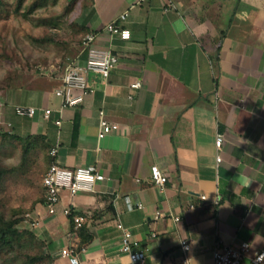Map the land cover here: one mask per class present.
<instances>
[{
  "label": "crops",
  "instance_id": "obj_1",
  "mask_svg": "<svg viewBox=\"0 0 264 264\" xmlns=\"http://www.w3.org/2000/svg\"><path fill=\"white\" fill-rule=\"evenodd\" d=\"M67 2L70 21L83 35L96 34V45L119 62L108 79L88 74L95 93L76 107L55 96L60 80L36 87L30 104L14 103L53 109L47 120L41 112L10 117L16 131L46 136L60 166L94 165L107 178L91 193L62 191L55 214L43 186L32 229L54 264H70L64 248L75 250L79 264H132L121 252L119 221L145 251V264H214L218 244L247 242L249 259L264 250V0ZM115 20L129 40L106 31ZM85 60L81 49L75 61ZM100 111L118 126L101 140ZM153 166L168 178L163 189Z\"/></svg>",
  "mask_w": 264,
  "mask_h": 264
},
{
  "label": "rangeland",
  "instance_id": "obj_2",
  "mask_svg": "<svg viewBox=\"0 0 264 264\" xmlns=\"http://www.w3.org/2000/svg\"><path fill=\"white\" fill-rule=\"evenodd\" d=\"M17 1L0 0V130L21 134L11 122L14 103L30 104L37 97L36 87L55 88L59 83L44 76L42 69H63L77 60L85 35L70 21L68 0H25L20 9ZM49 158V151L38 147L25 160L19 146L0 139V168L11 170L0 180V211L7 218H26L40 203ZM29 226L24 221L19 229ZM34 235L35 241L41 240ZM41 252L38 246L3 251L0 264H40L33 259Z\"/></svg>",
  "mask_w": 264,
  "mask_h": 264
},
{
  "label": "built area",
  "instance_id": "obj_3",
  "mask_svg": "<svg viewBox=\"0 0 264 264\" xmlns=\"http://www.w3.org/2000/svg\"><path fill=\"white\" fill-rule=\"evenodd\" d=\"M147 0H138L139 4L146 3ZM128 13L121 15V19L125 20ZM106 31L112 36H118L123 40H129L131 37L130 31L122 29L117 21H113L106 26ZM97 35L88 33L82 41L83 52H86V61L84 64H79L76 61L69 63L65 69L62 77V84L55 91V96L62 102V107H76L83 103L86 96L94 94L95 89L90 86L88 81V74L91 73L102 79H108L112 70H114L119 62V58L113 51L96 45ZM133 88H140L141 83L137 82L132 85ZM14 114L20 118L33 119L38 113H42L44 119H50L53 109L51 108H37L30 105L17 104L13 106ZM100 123L98 138L104 139L107 135L118 129L116 124L109 123L104 118V112L100 111ZM61 125V121L56 122ZM223 139L218 136L215 142L218 150L222 147ZM49 155L53 158L46 174L43 177V186L46 189V204L50 214L57 212V207L61 202V193L68 190L71 195L78 192L91 193L95 191V186L98 182L107 180L97 166L90 165L86 167H79L76 169H69L59 165L56 158L58 155V148L52 147ZM217 161H221V157H217ZM151 177L154 184L163 189L167 184V176L162 173L158 166L151 168ZM205 199V196H202ZM142 208V204L138 205ZM70 209L64 210V215L70 216ZM161 215L157 213L156 218ZM74 223L80 227L83 225L84 218L82 216H74ZM176 221L180 218L176 217ZM25 221L35 228L39 225V220L34 218L30 213L27 214ZM117 228L122 232V246L121 252L126 254L132 264H145V251L139 247L136 240L133 239V234L120 221L117 223ZM181 248L185 253L191 250V243L188 240L181 241ZM251 246L247 242L240 243L239 246L222 247L218 244L213 252L214 264H245L249 260V264H264V250L258 251L253 257L249 259ZM61 255L67 258L70 264H79L77 254L73 248L62 249ZM188 262V258L185 259Z\"/></svg>",
  "mask_w": 264,
  "mask_h": 264
},
{
  "label": "trees",
  "instance_id": "obj_4",
  "mask_svg": "<svg viewBox=\"0 0 264 264\" xmlns=\"http://www.w3.org/2000/svg\"><path fill=\"white\" fill-rule=\"evenodd\" d=\"M24 1L25 0L17 1V9H20L23 6ZM83 55L86 56V52H83ZM64 69L65 67L63 69H61V67L57 69L44 68L42 69V74L48 77L50 80L55 81L57 84L59 83L60 80V86H61L62 83L61 80L64 74ZM56 74H57L56 77H51L52 75H56ZM57 88L58 86L56 87V89ZM1 138L19 146L23 151V158L25 160H27L30 154L32 153V151L38 147L42 148L44 151H49V153L51 150V145L48 143L47 137L40 134L21 135L16 133H8L4 131L2 132L0 130V139ZM49 157H50L49 158L50 159L49 166H50L53 161V158L50 155ZM10 172L11 170H7V169L5 170L0 168V180ZM23 217L24 216L21 217L19 215L16 217L7 218L0 211V252L3 251L16 252L21 247H24L26 249H31L34 246H38L40 249H42V252L40 253L39 256L34 257L33 260L40 264H46V263L54 264V258L48 251V242L44 240L35 241L36 239L33 233L34 231L31 228V226H29L25 230L19 229L20 226L23 225V222L25 221V218Z\"/></svg>",
  "mask_w": 264,
  "mask_h": 264
}]
</instances>
